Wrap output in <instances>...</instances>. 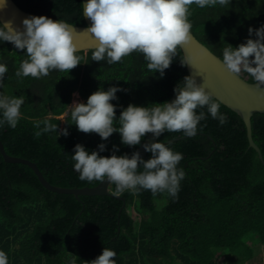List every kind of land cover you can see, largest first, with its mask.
Segmentation results:
<instances>
[{"label": "trees", "instance_id": "trees-1", "mask_svg": "<svg viewBox=\"0 0 264 264\" xmlns=\"http://www.w3.org/2000/svg\"><path fill=\"white\" fill-rule=\"evenodd\" d=\"M13 1L29 13L85 24L82 0ZM190 12L191 32L221 59L227 44L237 47L246 42L250 26L264 24V0H231L204 9L192 5ZM93 50L78 51L81 63L68 73L53 70L37 79L17 77L26 50L0 42V61L8 68L0 93L24 98L16 128H0V141L8 154L35 162L56 186L99 183L80 180L74 170L71 155L77 143L89 151L104 143L103 156L112 154L113 145L119 146L117 155H130L139 146L122 144L118 132L102 140L95 132L79 131L70 117L74 92L86 102L98 88L119 85L124 90L113 104L147 107L167 101L188 76L181 48L162 78L147 69L142 53L108 64L92 60ZM242 76L255 82L247 73ZM219 110L227 116L223 125L206 107L198 108L206 119L195 136L165 131L157 139L183 154L178 167L186 175L177 198L143 189L117 196L114 184L106 195L53 192L28 165L6 162L0 153V249L9 264H90L104 247L116 252L117 264H249L255 243L264 246V164L249 146L240 115L222 103ZM115 111L118 117L121 107ZM45 119L69 134L36 137L34 124ZM251 136L264 160V112L252 114Z\"/></svg>", "mask_w": 264, "mask_h": 264}, {"label": "clouds", "instance_id": "clouds-1", "mask_svg": "<svg viewBox=\"0 0 264 264\" xmlns=\"http://www.w3.org/2000/svg\"><path fill=\"white\" fill-rule=\"evenodd\" d=\"M231 0H86L84 15L91 20L87 32L97 40L92 51V60L106 61L108 64L120 62L132 52L142 53L147 61V69L164 76L177 56V49L192 39L190 6L204 9L226 6ZM6 0H0V7ZM23 27L14 26L12 21L0 22V42H11L17 50H26L24 59L15 75L41 78L50 71L69 72L80 64L82 57L74 36L77 34L72 24L64 20H53L45 15H33L22 20ZM246 42L237 47L227 44L222 49V63L232 74H249L257 84L264 86V24L258 28L249 27ZM190 57L181 60L189 65ZM7 65L0 61V86L3 85ZM119 85L107 90L98 88L90 94L86 102L74 100L70 105L71 121L79 131L97 133L107 140L113 133H119L121 143L128 146L140 145L147 133L159 137L165 131L182 132L191 138L197 134L200 121L206 119L205 112L196 111L207 108V113L220 125L227 122L225 113L220 112V102L213 94L198 83L195 75H188L174 87L175 99L171 102L155 103L151 106L129 104L126 108L115 105L117 92L123 91ZM78 95V94H75ZM24 98L0 93V128L7 125L16 128L21 117ZM121 107L119 116L115 109ZM34 133L40 137L45 133L67 136V128L59 129L49 120L37 121ZM145 151L151 158L145 160L139 151L131 156L127 153L117 155L119 146L113 145L110 156L100 155L106 145L100 143L97 150L89 151L77 143L71 159L73 168L82 181H107L115 185L114 195L125 191L139 192L150 190L155 196L167 193L177 198L180 182L185 171L178 167L183 154L173 150L159 140L144 143ZM142 169V170H139ZM116 252L104 247L101 254L90 264H117ZM0 264H9L7 253L0 249Z\"/></svg>", "mask_w": 264, "mask_h": 264}, {"label": "water", "instance_id": "water-1", "mask_svg": "<svg viewBox=\"0 0 264 264\" xmlns=\"http://www.w3.org/2000/svg\"><path fill=\"white\" fill-rule=\"evenodd\" d=\"M85 2L86 0H82L85 24H72L77 31V34L74 36V43H76L79 51L94 49L97 43L94 34L86 31V29L91 24V20L84 15ZM33 15L39 16L41 14L26 12L21 9L13 0H6V5L0 7V22L12 21L14 26H19L21 28L23 27L22 20L25 17H30ZM50 18L53 20H58L53 17ZM191 36L192 39L190 42L180 47L184 58L186 56L190 57V64L186 65L188 75H195L197 82L203 84L205 90L213 94V98L240 115L245 124L249 146L256 150L259 159L264 164L261 151L251 136L252 114L255 112H264V86L257 87L256 81L249 82L247 81V78L243 77L242 75L236 76L235 74L230 73L223 65L222 59L220 57L215 55L211 50L208 49V47L200 42L192 32ZM175 95L176 94L174 92L167 101L171 102L174 100ZM157 139L158 137L153 136L152 133H148L143 142L134 151H139L140 155L144 157L147 151H145L143 148V144L155 142ZM0 153L6 162L23 163L28 165L37 175L43 186L50 191L73 194L75 197H78L79 195L109 194V185L111 183L107 184V181L99 182L95 186H84L80 188H68L53 185L44 178L42 172L39 170L35 162L26 158L8 154L5 151L1 141ZM131 154L129 156H131Z\"/></svg>", "mask_w": 264, "mask_h": 264}, {"label": "rangeland", "instance_id": "rangeland-1", "mask_svg": "<svg viewBox=\"0 0 264 264\" xmlns=\"http://www.w3.org/2000/svg\"><path fill=\"white\" fill-rule=\"evenodd\" d=\"M241 75H244V73H242ZM76 93H74L72 95V99L71 102L69 104V108L70 105L73 103L74 100H78V101H82L83 99L78 95H75ZM71 109V108H70ZM65 116V113L62 114L60 117L61 119H63ZM254 258L252 259V261L249 264H264V246L262 245H258V243H255V249H254ZM244 264H248V263H244Z\"/></svg>", "mask_w": 264, "mask_h": 264}, {"label": "bare ground", "instance_id": "bare-ground-1", "mask_svg": "<svg viewBox=\"0 0 264 264\" xmlns=\"http://www.w3.org/2000/svg\"><path fill=\"white\" fill-rule=\"evenodd\" d=\"M74 93H76V94H77V92H74ZM74 93H73V94H74Z\"/></svg>", "mask_w": 264, "mask_h": 264}]
</instances>
